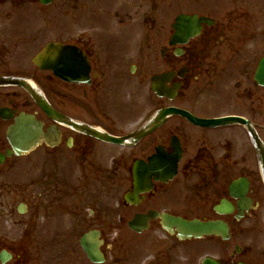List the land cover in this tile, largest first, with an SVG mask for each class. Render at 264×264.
<instances>
[{"label": "flooded vegetation", "instance_id": "1", "mask_svg": "<svg viewBox=\"0 0 264 264\" xmlns=\"http://www.w3.org/2000/svg\"><path fill=\"white\" fill-rule=\"evenodd\" d=\"M82 2L0 0V264H264V0Z\"/></svg>", "mask_w": 264, "mask_h": 264}, {"label": "rangeland", "instance_id": "2", "mask_svg": "<svg viewBox=\"0 0 264 264\" xmlns=\"http://www.w3.org/2000/svg\"><path fill=\"white\" fill-rule=\"evenodd\" d=\"M77 1V0H76ZM83 1V2H82ZM173 1V7L176 6V4H182L181 3V0H172ZM54 4H52L51 6L49 7H45L44 10H42V12H40L38 9H39V6L40 5H29V13H28V16L29 17H43V16H50V17H55V16H60L62 15L60 13V8L62 7L63 4H59V2H61V0H54ZM80 2H82V4H87L88 8L92 11L94 10H105L107 9L108 7H110L111 5H118V4H135V0H80ZM32 6H35L37 7L38 9H33ZM263 6V10H264V4L262 5ZM59 7V8H58ZM32 8V9H31ZM179 9V10H177ZM171 15V17H174L175 15H177L178 13H182L184 12V9H180L179 7L177 8ZM102 10V11H103ZM104 14H101L99 15L98 13L96 15L93 16V20L95 21V19L97 17V21H102V19L104 18ZM120 44H118V46L116 47H119ZM140 96H141V103L144 102V98L147 96V92H146V89H144L143 87L141 88V91H140ZM61 264H64V263H61ZM72 264H81V263H78L77 261L76 262H72Z\"/></svg>", "mask_w": 264, "mask_h": 264}, {"label": "water", "instance_id": "3", "mask_svg": "<svg viewBox=\"0 0 264 264\" xmlns=\"http://www.w3.org/2000/svg\"><path fill=\"white\" fill-rule=\"evenodd\" d=\"M41 3L43 4H48L50 3L51 0H40ZM187 17L186 16H179L178 19L176 20V25L174 26L175 30H176V33L174 35V42H182L183 41V22L184 20H186ZM188 21V19L186 20ZM193 32H190V35L192 34ZM54 49V45L53 44H50L48 47H46V49L44 50V52L40 55V57H38L39 59H42V56H44L45 58L48 59V63L46 65H44L43 67L45 68H51V69H54L53 68V50ZM46 55V56H45ZM38 59V60H39ZM40 63V61H39ZM259 73L258 74H261V73H264V66H260L259 68ZM37 102L39 103V105L44 109L45 112H47L48 114H53V111L50 109V107H48V105H46L43 100H37ZM176 113H181L180 111L178 110H175V109H168V110H164L161 112L160 115H163L165 116V114H176ZM117 141V140H115ZM191 226H193L192 224H190ZM197 228V226H196ZM197 229H193V233L196 232ZM83 248L84 250L86 251L87 255L92 259V260H96L95 258V248L87 245L86 243L83 242Z\"/></svg>", "mask_w": 264, "mask_h": 264}]
</instances>
